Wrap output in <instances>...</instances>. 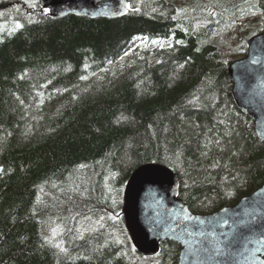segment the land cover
Segmentation results:
<instances>
[{"label":"trees","instance_id":"trees-1","mask_svg":"<svg viewBox=\"0 0 264 264\" xmlns=\"http://www.w3.org/2000/svg\"><path fill=\"white\" fill-rule=\"evenodd\" d=\"M128 4L116 19L56 18L0 0V264H177L179 245L144 257L122 222L144 165L171 170L194 214L264 183V143L228 78L264 32V0Z\"/></svg>","mask_w":264,"mask_h":264},{"label":"water","instance_id":"water-1","mask_svg":"<svg viewBox=\"0 0 264 264\" xmlns=\"http://www.w3.org/2000/svg\"><path fill=\"white\" fill-rule=\"evenodd\" d=\"M40 3L55 17L116 19L128 11V0ZM228 78L235 104L253 120L255 133L264 143L260 134L264 131V32L248 41L243 58L231 62ZM123 214L133 246L145 257L157 255L160 242L166 241L180 247L177 264H264V183L233 206L194 214L178 197L175 174L148 164L131 175ZM217 248L222 251L215 252Z\"/></svg>","mask_w":264,"mask_h":264},{"label":"snow or ice","instance_id":"snow-or-ice-1","mask_svg":"<svg viewBox=\"0 0 264 264\" xmlns=\"http://www.w3.org/2000/svg\"><path fill=\"white\" fill-rule=\"evenodd\" d=\"M131 6L130 5H128V4H125V9L127 10L128 8H130ZM136 10H138V9H136ZM44 11L45 12H47L48 11V9H44ZM115 14H119V13H115ZM212 15H215V13H212ZM173 19H175V17H173ZM20 27H22V25H20L18 22H17V24H16V28H20ZM145 40L147 39V38H144ZM152 43L153 44H159L161 47H163L164 45H163V42L162 41H159V40H153L152 41ZM169 46H171V45H169ZM125 55H127V53H125ZM256 61H253V63H255ZM181 67H183V65H181ZM83 78H85V77H82V79ZM189 103H192V101H189ZM166 131H167V129H165ZM261 136L262 137H264V131H261ZM217 143H219V141H217ZM205 147H207V145H205ZM182 148H183V146L181 145L174 153H173V155L179 160L180 159V157L183 155V150H182ZM207 153L205 152V153H202V155H206ZM216 165H213V167H215ZM80 167H84L83 165H81ZM254 218V217H253ZM101 219H103L102 217H101ZM224 223H227V221H224ZM55 233H56V230L55 229H53V235H55ZM45 240L47 241L48 240V237H45ZM225 247H227V246H225ZM62 250H64V249H62ZM214 251L215 252H221L222 250L221 249H219V248H217V249H214Z\"/></svg>","mask_w":264,"mask_h":264},{"label":"rangeland","instance_id":"rangeland-1","mask_svg":"<svg viewBox=\"0 0 264 264\" xmlns=\"http://www.w3.org/2000/svg\"><path fill=\"white\" fill-rule=\"evenodd\" d=\"M163 44H165V43H163ZM138 45H140V46H138ZM145 46H148V48H152V47H154V45H145V43H137L135 46H134V48L136 47V48H138V47H141V48H143V47H145ZM135 48V49H136ZM123 236H125V235H123Z\"/></svg>","mask_w":264,"mask_h":264},{"label":"bare ground","instance_id":"bare-ground-1","mask_svg":"<svg viewBox=\"0 0 264 264\" xmlns=\"http://www.w3.org/2000/svg\"><path fill=\"white\" fill-rule=\"evenodd\" d=\"M161 166V165H160Z\"/></svg>","mask_w":264,"mask_h":264}]
</instances>
